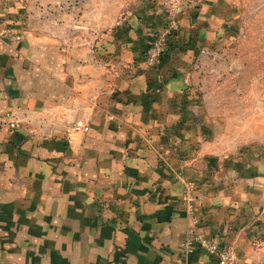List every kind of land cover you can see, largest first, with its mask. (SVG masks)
I'll list each match as a JSON object with an SVG mask.
<instances>
[{
    "label": "crops",
    "instance_id": "1",
    "mask_svg": "<svg viewBox=\"0 0 264 264\" xmlns=\"http://www.w3.org/2000/svg\"><path fill=\"white\" fill-rule=\"evenodd\" d=\"M194 3L180 30L191 45L160 77L156 68H81L63 34L32 22L20 40H0V264H217L203 243L214 237L234 241L239 264H264V159L193 214L184 198L198 175L194 146L174 145L195 133L182 95L187 61L238 0ZM82 5L102 19L160 22L133 10L143 0ZM133 37L109 48L124 64L141 55L146 37Z\"/></svg>",
    "mask_w": 264,
    "mask_h": 264
},
{
    "label": "rangeland",
    "instance_id": "2",
    "mask_svg": "<svg viewBox=\"0 0 264 264\" xmlns=\"http://www.w3.org/2000/svg\"><path fill=\"white\" fill-rule=\"evenodd\" d=\"M86 1L89 0H0V40H20L24 22L27 27L32 22L46 31L63 34L81 68H156L160 77L162 68L172 67L168 65L170 60L191 45L180 33L182 20L193 11L192 1L198 7L202 2L143 0L147 7L157 8L140 9L135 5L133 10L141 14L142 20L143 14L155 12L160 16L159 24L146 25L124 19L123 14L102 19L103 11L84 10L82 4ZM16 2L23 3L22 7H17ZM228 12L221 26L211 28L200 42L195 41L199 44L187 61L189 83L182 95L192 107L186 108V115L194 121L195 133L188 138L178 136L174 145L194 146L188 158L195 163L198 175L188 179L185 192L195 210L202 206V199L215 196L223 187L225 193L233 191L240 181L251 178V165L264 159V0H238L237 8L233 4ZM138 33L146 37L139 42L141 55L135 52L126 64L112 55L109 48ZM133 39L136 44L140 40ZM159 40L162 51L157 61L151 62L152 46ZM220 242L232 250L238 263L234 241Z\"/></svg>",
    "mask_w": 264,
    "mask_h": 264
},
{
    "label": "built area",
    "instance_id": "3",
    "mask_svg": "<svg viewBox=\"0 0 264 264\" xmlns=\"http://www.w3.org/2000/svg\"><path fill=\"white\" fill-rule=\"evenodd\" d=\"M155 43L156 44L152 46V51L150 52L151 55L149 56L151 58V62H156L158 59L157 57L160 56L159 54L162 51L160 47L161 40L156 41ZM10 126L16 128L18 126V122L16 120H10ZM184 198L188 203L190 213L193 214L194 208L192 207L191 197L189 196V193L185 192ZM203 243L210 254L215 258L217 264H238L237 257L232 252V250L228 246H226V244L220 242L219 240H213L212 242L203 240Z\"/></svg>",
    "mask_w": 264,
    "mask_h": 264
}]
</instances>
